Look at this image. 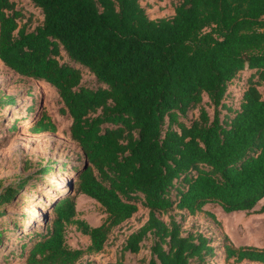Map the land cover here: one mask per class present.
Masks as SVG:
<instances>
[{"label": "trees", "instance_id": "trees-1", "mask_svg": "<svg viewBox=\"0 0 264 264\" xmlns=\"http://www.w3.org/2000/svg\"><path fill=\"white\" fill-rule=\"evenodd\" d=\"M30 1L43 14L34 28L14 0H0V60L58 92L81 156L44 209L45 230L25 225V262L78 264L103 251L113 229L140 208L148 218L123 251L138 253L150 240L148 264L215 262L220 245L185 230L183 217L207 203L250 212L264 199V0H178L174 14L160 18L142 0ZM83 69L95 85L84 82ZM245 72L238 104L228 103ZM14 102L0 92V112ZM55 130L46 113L30 126ZM22 185L5 188L0 205ZM79 194L102 206L101 224L77 216ZM70 225L89 236L86 248L68 245ZM222 248L225 261L264 264V248Z\"/></svg>", "mask_w": 264, "mask_h": 264}, {"label": "rangeland", "instance_id": "rangeland-1", "mask_svg": "<svg viewBox=\"0 0 264 264\" xmlns=\"http://www.w3.org/2000/svg\"><path fill=\"white\" fill-rule=\"evenodd\" d=\"M14 1L25 15L23 22L29 21L31 28L42 23L41 9L30 0ZM177 1L142 0V5L151 18H160L172 16ZM247 76L248 72L243 73L240 82L230 86L228 103L238 104ZM83 80L86 84L95 85L94 76L88 69H83ZM0 92L15 97L13 105L0 112V193L7 187L18 186L20 181L24 182L10 202L0 205V229L5 232L0 243V264H27L20 254L21 244L29 240V236H24L25 225L32 222L39 230H45L43 216L50 218V214L44 209L71 180L73 166L81 156V150L70 137L72 120L68 114L62 113L63 102L52 86L21 76L0 60ZM207 109L212 111L210 107ZM44 113L55 123L56 130L32 133L30 126ZM198 113V109L190 111L189 118ZM49 161L53 168L45 171ZM263 204L264 199L250 212L227 213L217 204L207 203L196 215L174 213H178V220L184 215L185 230H199L213 239V246L220 245L215 252L218 258L208 264H262L249 260L239 263L225 261L222 244L230 242L236 247L264 248V211H260ZM76 209L77 216L92 226L101 224L106 217L102 206L85 194L77 196ZM147 218L148 209L140 208L113 229L103 251L85 254L78 264H148L150 240L143 242L145 246L138 253L123 251L128 235L142 226ZM66 238L72 248H86L90 243L89 236L82 234L74 225L68 226Z\"/></svg>", "mask_w": 264, "mask_h": 264}, {"label": "crops", "instance_id": "crops-1", "mask_svg": "<svg viewBox=\"0 0 264 264\" xmlns=\"http://www.w3.org/2000/svg\"><path fill=\"white\" fill-rule=\"evenodd\" d=\"M208 204H209V203H208ZM206 205H207V204H206ZM217 205L221 208V210H223L222 207H221L219 204H217ZM223 211H224V210H223Z\"/></svg>", "mask_w": 264, "mask_h": 264}]
</instances>
